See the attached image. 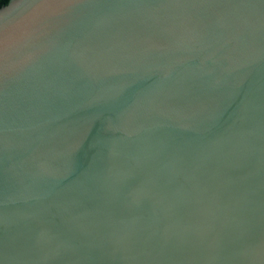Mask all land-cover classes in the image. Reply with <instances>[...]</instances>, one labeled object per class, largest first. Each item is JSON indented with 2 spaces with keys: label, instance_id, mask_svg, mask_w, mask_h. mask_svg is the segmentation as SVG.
Instances as JSON below:
<instances>
[{
  "label": "water",
  "instance_id": "water-1",
  "mask_svg": "<svg viewBox=\"0 0 264 264\" xmlns=\"http://www.w3.org/2000/svg\"><path fill=\"white\" fill-rule=\"evenodd\" d=\"M0 264H264V0L2 6Z\"/></svg>",
  "mask_w": 264,
  "mask_h": 264
},
{
  "label": "trees",
  "instance_id": "trees-1",
  "mask_svg": "<svg viewBox=\"0 0 264 264\" xmlns=\"http://www.w3.org/2000/svg\"><path fill=\"white\" fill-rule=\"evenodd\" d=\"M10 0H0V8L4 5H7Z\"/></svg>",
  "mask_w": 264,
  "mask_h": 264
}]
</instances>
